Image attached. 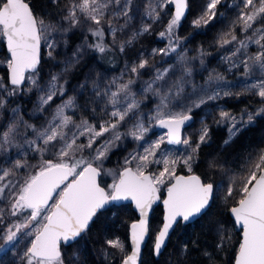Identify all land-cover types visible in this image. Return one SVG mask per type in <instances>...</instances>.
Returning <instances> with one entry per match:
<instances>
[{"label": "snow or ice", "instance_id": "snow-or-ice-1", "mask_svg": "<svg viewBox=\"0 0 264 264\" xmlns=\"http://www.w3.org/2000/svg\"><path fill=\"white\" fill-rule=\"evenodd\" d=\"M220 2L221 0H210L205 15L215 16L216 13L212 9H215ZM169 4L175 6V13L168 22L166 30L159 35L171 38L187 8V0H161L157 7L163 10ZM113 5L119 9L115 15L131 19L129 11L132 0H123V4L121 0H72L67 8L65 19L69 21L70 28L81 26V18L83 21L96 25L95 28L87 26V31L93 37L100 38V42L89 46L104 53L107 46L102 42L105 34L102 21ZM243 8L250 11L241 12L239 16L243 22L242 31L247 32L252 29V35L239 41V47L234 50L233 55L246 49L249 43H255L261 51L254 57L240 62L244 65L245 73L251 71L249 61H253L258 70L264 73V27L253 28L258 18L264 19V0H243ZM78 12L81 15H77ZM148 16L154 20L160 19L159 12L155 8L148 12ZM107 23L115 41L116 29L112 27L110 20ZM195 23L199 25L201 20ZM149 28L150 26L145 25L142 31L147 32ZM53 31L57 30L34 15L26 0H0V37L6 40L10 54L6 61L8 80L13 86V89L9 90L10 95L15 94L26 80L32 86L39 87L35 77L40 63L41 45L43 42L49 50L48 55L51 56L56 47V41L51 36ZM62 31L66 32L67 29ZM141 34L142 32L133 33L131 39ZM131 39L128 43H131ZM236 40L237 37L233 34L231 41H224V43ZM169 50H176L171 39L168 49L154 50V53L159 51L167 54ZM120 51H124L123 44L120 45ZM146 64L147 61L142 60L138 67L144 68ZM131 71L136 73L137 68L133 67ZM185 71L187 75L191 74L190 69ZM165 75L166 73L158 74L156 80L164 79ZM57 80V76H52L51 89L46 96H41V105H47L53 99L56 94ZM182 80L183 78L173 86L176 96L183 91ZM131 83L130 80L128 84H120L116 91H106L105 94L109 96L108 102L114 108L120 103L118 97L121 94H124L127 102L123 108L111 112V116L116 118L115 122H106L100 125L99 130L87 120H81L79 124H76L72 116L65 115V108L74 107V100L71 98L57 108L46 127L37 129L33 125L25 124L26 128L32 129L35 136V139H26L25 143L40 156V159L34 166L27 165V161L15 160V169H24L27 166L34 167L35 171L24 175L21 180L0 183V197L4 196L5 188L14 190L10 194L11 214L16 216L22 211L27 213L22 223H13L0 230V240L3 241V244H0V251H11L18 241L17 233L27 229L24 235L32 238L29 241L30 246L20 257L23 264H64L62 244L70 245L75 241L88 229L89 223L97 212L109 202L130 200L139 211L140 219L138 223L131 225L132 251L130 255L125 256L123 264H138L140 246L148 231V213L153 204L160 200L159 193L162 186H167V197L162 201L165 209L163 228L157 234L154 244L157 255L174 224L181 221L190 222L214 201L215 186L212 183L202 181L200 176L195 174L177 175V166L180 164H183L189 173L192 172L195 153L199 151L200 144L206 142L208 129L205 127L202 130L199 142L195 146H192L188 139L181 138L182 127L192 119L189 114L191 108L185 107L181 111H163L168 107V102L173 95L171 88L168 94L161 96V106L152 119L158 121L160 127L168 130V144L186 145L191 148V152L182 159H170L166 155L157 159V153L164 142V138L161 137L160 140L144 147L142 155L132 154L125 158V167L111 185L110 190L101 187L98 178L104 171L103 161L107 158L110 148L121 140L123 135H130L134 140L141 141L149 130L142 121H137L127 133L122 134L119 131L120 122L139 107L134 98L128 99ZM0 87H4L2 81H0ZM152 89L153 85L149 84L148 90ZM246 90H255L254 94L264 100V80L258 84L249 85ZM223 94L231 93L225 91ZM96 95H100L99 91ZM219 95L220 93L216 92L208 99H215ZM203 102L200 100L195 107H199ZM2 106L3 101H0V107ZM260 112H264V109H260ZM220 117L221 120L233 121L229 129L230 138L240 131L236 127L235 117L224 111L220 113ZM252 119L253 116L249 115L248 121L251 122ZM15 128V125H10L6 132L0 134V152L9 151L10 146L20 147L15 141ZM106 132L112 133L111 138L93 148L96 139ZM82 136H87V143L79 142ZM41 140L45 146L51 144L53 149H57L53 152L54 159L44 157V152L48 149L38 145L37 141ZM228 142V140L225 141V143ZM86 149L92 150L87 157L83 155ZM77 153H81L79 158ZM133 162H135L134 167L127 166ZM153 164H162L163 167L159 172H150L149 167ZM250 164L247 175L240 181L239 188L229 186L227 189L228 197H232L234 192H238L239 195L235 204L229 209L235 224L241 230L242 237L235 256V264H264V149L260 150ZM14 174L11 169L3 170L0 172V181ZM3 219V215L0 214V222ZM106 243L111 248L123 251L124 246L119 239L108 240Z\"/></svg>", "mask_w": 264, "mask_h": 264}, {"label": "trees", "instance_id": "trees-1", "mask_svg": "<svg viewBox=\"0 0 264 264\" xmlns=\"http://www.w3.org/2000/svg\"><path fill=\"white\" fill-rule=\"evenodd\" d=\"M231 1L221 0L215 8L216 15L209 20L210 16L205 15L207 0H187L188 13L180 20L179 26L174 29L173 33L177 35H172L171 38L159 35L160 32L166 30L172 17L171 9L168 6L160 10L159 20L146 19L144 21V26H150L149 31L143 32L142 27L133 32H142L141 35L131 39L133 36L131 33L122 38L120 42L117 40L121 37L118 35L117 27L121 15L114 14V17L107 15L104 21L110 20L112 27L116 29L115 41H113L112 35H107L105 31V25L108 26L107 22L103 26L105 34L102 42L107 46L104 53L89 46L100 42V38L90 34L85 51V61L76 67L70 80L79 78L84 67L90 64L96 69L118 73L116 82L120 84H128L130 80L140 78L145 81L141 85H146L151 83L148 80L153 77L154 69L168 62L180 47L186 48L187 55L196 59L192 61L191 72L194 79L199 81V77L203 79L214 74L225 75L227 70L220 58V54L228 44L224 41H230L233 34L236 37L240 36L238 33L242 23L239 19L241 14L239 7L233 2L229 4ZM26 2L34 15L43 19L44 22L50 24L69 22L65 19V15L71 0H26ZM201 17H203L204 23L199 25L195 22L192 23L199 18L201 20ZM70 36L73 37L72 39L78 37L75 31L71 32ZM108 37L111 38V43ZM129 39H131V43H128ZM170 39L176 48L175 51L169 50L167 54H162L159 51L154 53V50L168 49ZM112 42L118 43L112 44ZM121 44L124 45L123 52L120 51ZM57 52L54 50L50 57H46V51L42 47L41 61L37 67L40 76L48 75L58 57ZM0 56H7L2 41H0ZM142 60H146L147 64L144 68H139L138 65ZM201 64H204L203 69ZM199 66L200 72L197 70ZM133 67L137 68L136 73L131 71ZM70 80L65 84H68ZM0 81L4 85V87H0L2 93L5 89H13V86L8 82L5 66L0 68ZM131 85L134 86L133 83ZM172 86L174 85H170V87ZM20 89L12 94V96L15 95L14 97L9 98L6 108L3 110L4 116L10 111V103L21 98L23 99L21 112L25 117L30 118V114L27 116L26 112H30L31 101L28 102L29 98ZM97 91L100 95H96ZM254 92V90H246L234 95L221 94L215 100L204 101L199 107H191L190 114L193 116V121L184 129L182 139H188L190 144L195 146L199 142L202 128L208 129L206 142L200 144L199 151L195 153L191 173L197 174L202 181L215 186V198L195 221L188 224L178 222L166 247L158 257H155L152 252V243L162 218L161 206L157 205L150 216L149 237L143 249L140 264H233L235 253L239 247L240 232L235 229L233 220L229 216V209L235 204L239 195L238 192H234L232 197H228L227 189L229 186L239 188L242 177L247 175L251 166L250 162L254 160L261 149H264V115L254 116L252 123L240 128V131L230 138L225 126L221 123L220 113L224 111L238 115L245 109H254L258 106L264 108V100H261L259 95ZM153 99L152 95H147L145 103H141L140 98L135 101L139 105L142 104L144 108H149L152 107ZM103 100L104 96L100 90L84 85L81 92L76 95V107L70 114L76 119L87 120L99 130L100 125L106 122H115L116 118L111 116L112 111L123 108V106L114 108L109 102L103 105ZM143 123L150 129L151 139L136 141L129 138L124 146H120L119 143L115 144L103 161L104 171L99 179L103 187L107 188L110 183V177L106 175V172H111L114 177H117L121 166L125 165L122 159L129 150L135 148L140 150V144L148 146L152 139L156 138L157 130L147 115L143 118ZM226 140L229 142L225 143ZM162 145L171 150L179 149L181 146L180 144L178 147H172L165 141ZM80 155L81 153H77V158ZM83 155L86 157L85 152ZM14 161H7V170L16 171ZM152 166L149 167V171L155 172L156 166L154 168ZM176 172L177 174L189 173L183 164L177 166ZM165 188L166 185L164 188L161 187V197ZM136 219V213L130 204H112L105 210L99 211L81 236L70 245L61 246L64 264H122L124 257L129 252L128 226ZM116 239L122 242L123 251L111 248L106 243L108 240ZM20 245L18 244L14 251H4L0 262L2 264H20L17 259Z\"/></svg>", "mask_w": 264, "mask_h": 264}, {"label": "rangeland", "instance_id": "rangeland-1", "mask_svg": "<svg viewBox=\"0 0 264 264\" xmlns=\"http://www.w3.org/2000/svg\"><path fill=\"white\" fill-rule=\"evenodd\" d=\"M72 1V0H71ZM161 2V0H132V6L131 10L129 11V16H131V19H128L127 17H124L121 15L120 21L118 22L119 34L121 37L117 38V40L120 42L122 38H125L129 36L134 31H137L141 29L146 19H152L148 16V12L155 8L159 14L160 9L157 7V5ZM210 2V0H207V4ZM233 2L234 5H238L239 12H247L250 11V9L243 8V0H232L229 4ZM121 3L123 4V0H121ZM119 11V9L113 5L112 8L109 10L108 15L110 17H114L115 12ZM213 12H215V9H212ZM77 15H81L79 12ZM107 16V15H106ZM210 16V17H209ZM209 20L213 17L211 15H208ZM82 19V25L77 26L75 28H70L69 22H61V23H54L50 24L45 22L47 25H52L53 28H55L57 31L51 32L52 38L56 41V47L55 50L58 51V57L54 61V66L49 70L50 72L45 74L44 76H40L37 72L36 74V81L39 87L32 86L28 83V81H25V84L21 86V91L24 95H26L29 100L31 101V107L30 112L26 115L30 118L25 117V115L21 112L23 99H17L16 101H13L10 103L9 107L10 111L4 116L3 110L6 108L7 102L9 98L14 97L15 95L9 94V89H5V91L2 93L0 91V101H3V106L0 107V134L3 132H6L10 125H15V141L20 147H9V151L7 152H0V172L3 170L8 169L7 161L8 160H17L20 159L22 162L27 161V165L34 166L38 163L40 156L34 152L29 146L25 143L26 139H35L34 133L32 129L26 128L25 124L33 125L35 128L40 129L43 127H46L48 122L52 119L53 115L55 114L57 108L65 103L68 99L74 100V107L73 108H65V115L72 116L70 113L71 111L75 110V98L76 95L81 92L84 85L88 86V88H97L100 90V92L103 93L104 100L103 105L109 101V96L106 95V91H116L120 85V83L116 82L118 78V73L113 72H106L104 70L96 69L95 67L90 66V64L86 65L84 67V70L82 71V75H80L79 78L70 80L71 74L74 72L77 66L84 63L86 58V46L88 43V37L90 33L87 31V26H91L92 28L97 27L94 24H90L88 21H83ZM197 20H200L197 19ZM192 21V23L196 22ZM127 21V23H125ZM107 21H102V27L105 25ZM204 23V19H201V23ZM106 26V32L107 35H111L109 28ZM123 26V27H122ZM243 22L241 23L240 30L236 41H232L227 44V47L224 51L220 54L221 60L225 64V69L227 70V74H214L213 76L206 77L203 79L198 78L194 79L192 77V72L190 75L186 74V69H190L192 71V61L196 60L194 58H190L187 55V50L184 47H180L169 59L168 62H166L164 65H161L159 67H156L154 69V75L152 78H150L148 81H151L153 85L152 90H148V85H141L143 82H145L143 79L136 78L132 81L134 84L129 87V93H128V99L134 98L137 100L138 98L141 99V103H145L147 100V95L153 96V102L152 107L144 108L142 104H138L139 107L135 110L134 113L129 114L128 117L125 118L124 121L120 122L119 125V131L124 134L129 131V129H132L133 125L137 123V121H142L145 115L148 116V119L152 121V124L156 120H153L152 117L156 116L158 109L161 106V96L168 94V90L171 88L174 92L171 96L168 107L164 108L163 111L170 112V111H181L185 107L191 108L195 107V104L198 103L200 100L206 101V100H215L221 94H223L225 91L230 92V95H234L235 93H241L246 91V88H248L251 84H258L262 80H264V73H262L260 70H258L257 66L254 64L253 61H249L251 66V71L248 73H245L244 65L241 63V60H247L249 57H254L256 54H258L261 49L258 45L255 43H249L248 47L246 49H242L240 53L237 55H233V52L236 48L239 47V41L245 40L247 37L252 35V29H249L247 32L242 31ZM257 27H264V19L258 18L257 21L253 24V28ZM62 29H67L66 32L62 31ZM75 31L78 35L76 39H72L73 37L70 36V33ZM117 35V34H116ZM173 35H177L176 33H173ZM109 42L111 43V38L108 37ZM0 41H2V38L0 37ZM231 41V39H230ZM118 42H112V44H116ZM42 47L46 51V57H50L48 55V49L42 42ZM8 60V57H1L0 56V68L6 67V61ZM198 60V59H197ZM204 64H201V68L203 69ZM7 68V67H6ZM67 69V70H66ZM198 72H200V66L197 68ZM160 73H166L164 76V79L162 80H156V77ZM57 76L58 80L55 82V92L56 94L53 96V99L47 104V105H41V96H46L51 89L52 84V76ZM181 78H183V91L179 94V96L174 95L175 88L170 85H175L177 82L181 81ZM70 80L68 84H65L66 81ZM195 80V81H194ZM31 89V90H29ZM61 91L63 94L61 95ZM255 91V90H254ZM219 92L220 95L215 99H208L209 96L213 95L214 93ZM159 93V94H157ZM32 95V100H31ZM120 100V103L115 105V107H124L125 103L127 102L124 94H121L120 97H118ZM111 104V103H110ZM202 104V103H201ZM200 104V105H201ZM260 109H264L262 106H258L254 109H245L240 114H230V116L235 117V123L237 128H242L250 123L253 122V119L251 122L248 121V116L252 115L253 118L257 114H263L264 112H260ZM74 123L79 124L81 122L80 119H76L72 116ZM147 122L149 120H146ZM221 123L225 126L227 133L229 135V129L231 128L233 121L232 120H221ZM91 124V123H90ZM92 125V124H91ZM71 127V126H70ZM205 127L202 128V130ZM74 130V129H73ZM157 130V129H156ZM201 130V132H202ZM235 131V130H233ZM156 138L152 139L150 143H153L155 141H158L161 139V137L164 138L165 141V132L157 130L156 132ZM112 136L111 132H106L104 135L98 137L96 139V143L93 145V148H96L100 146L105 140L110 139ZM152 137V134H150V129L145 134V140H150ZM230 137V135H229ZM129 138H132L130 135H123L122 139L117 141L115 144H120V146H124L127 144V141ZM207 139V138H206ZM83 143H87V136L80 137V141ZM38 145L41 148H47L48 150L44 152L45 158H52L53 152H55L57 149H53L51 144L45 146L41 141H37ZM149 143V144H150ZM114 144V145H115ZM147 144V143H145ZM113 145V146H114ZM141 149L138 150L137 148L133 150H129L126 155L123 157L122 162L125 163V158L130 157L132 154H143V148L146 147L144 144H140ZM112 146V147H113ZM111 147V148H112ZM110 148V149H111ZM86 157L89 153L92 152L91 149H86L85 151ZM191 152V148L181 144L179 149L171 150L169 148L164 147L161 144L160 151L157 153V159H161L162 156H168L170 159H176V158H183L187 153ZM94 155V153H92ZM15 162V161H14ZM125 165H122L124 167ZM131 167L135 166V162H133L132 165H128ZM155 172H159L163 165L162 164H153V168ZM34 167H25L24 169H16L14 172V175H10L5 178L4 181H0V183H8L9 181L15 182L18 180H21L24 175L29 174L30 172H34ZM106 175L110 177V183L107 186V190L111 189V185L115 181L116 177L112 175L111 172H106ZM164 188V186H162ZM11 192H14V190H10V188H5L4 196L0 197V214L3 215L4 219L2 222H0V230H3L5 226H11L13 223H22L23 217L27 214L26 212H20L18 215L13 216L11 214V207H10V194ZM27 229H23L20 232L17 233L18 241L15 244V246L12 248L11 251H14L18 244L20 245V251L18 258L19 263H23V261L20 259L21 256H23V253L25 252L26 248L29 247V241L32 237L25 236L24 232H26ZM0 244H3V241L0 240ZM3 252H0V258L3 257ZM7 252V251H6Z\"/></svg>", "mask_w": 264, "mask_h": 264}, {"label": "water", "instance_id": "water-1", "mask_svg": "<svg viewBox=\"0 0 264 264\" xmlns=\"http://www.w3.org/2000/svg\"><path fill=\"white\" fill-rule=\"evenodd\" d=\"M170 9H171V12H172V15H174V13H175V6L174 5H172V4H169V5H167ZM187 13H188V6H187V8L185 9V12H184V15L182 16V18L181 19H183L186 15H187ZM2 38V42H3V45H4V48H5V51H6V53H7V56H8V58H9V56H10V54L8 53V50H7V46H6V40L3 38V37H1ZM41 57H42V45H41V52H40V61H41ZM7 79H8V71H7ZM8 82H9V80H8ZM9 84H10V82H9ZM11 85V84H10ZM190 114V113H189ZM191 115V114H190ZM192 116V115H191ZM192 121H193V116H192V119L190 120V121H187L185 124H184V126L182 127V129H181V138H183V131H184V129L185 128H187L191 123H192ZM154 127H155V129H157V130H159V131H163V132H165V136H166V138H165V142H166V144L167 145H169V146H172V147H178L179 145H176V144H168L167 143V132H168V130L166 129V128H163V127H160L159 126V123H158V121H155L154 122ZM129 167H131V166H129ZM124 168V167H123ZM123 168L122 169H120V171L118 172V175H119V173L123 170ZM190 174H195V173H187V174H183V173H178L177 175H185V176H187V175H190ZM118 175H117V177H116V179L118 178ZM195 175H197V174H195ZM99 179H100V177L98 178V182H99ZM115 179V180H116ZM100 183V182H99ZM101 185V184H100ZM101 187H103L102 185H101ZM167 187V186H166ZM105 188V187H104ZM106 189V188H105ZM107 190V189H106ZM159 196H160V200H158V201H156L154 204H153V206H152V208L149 210V213H148V220H147V228H148V231H147V234L145 235V238H144V241L142 242V244H141V246H140V255H139V259H138V264H140V259H141V257H142V253H143V249H144V247H145V245H146V242H147V240H148V237H149V221H150V216H151V214H152V211H153V209L157 206V205H160L161 206V209H162V218H161V224H160V226H159V229L157 230V232H156V235H155V237H154V240H153V243H152V252H153V255L155 256V257H158L161 253H162V251L164 250V248L166 247V245H167V242H168V239H169V237H170V235H171V233H172V231H173V229L175 228V226H176V224H174L173 225V227L169 230V234H168V236L166 237V239H165V243H164V245L162 246V248H161V250H160V253L157 255L156 253H155V251H154V244H155V239H156V236H157V234L159 233V231L163 228V224H164V215H165V209H164V205H163V200L167 197V192H166V188L164 189V191H163V193H162V197H161V193H159ZM120 205V204H130L131 205V207H132V209H133V211L136 213V216H137V219L136 220H134L133 222H131L130 224H129V226H128V245H129V252H128V254L127 255H130L131 254V251H132V241H131V231H132V229H131V225L133 224V223H138L139 222V219H140V214H139V211L136 209V207H135V204H134V202H132V201H130V200H122V201H112V202H109L108 204H106L105 206H104V208H102V209H100L99 211H101V210H105L109 205ZM211 204V203H210ZM208 208V207H207ZM206 208V209H207ZM206 209L199 215V216H197V217H195V218H193L190 222H182V223H185V224H188V223H191V222H193V221H195L198 217H200L205 211H206ZM98 211V212H99ZM97 212V213H98ZM229 216H230V218L233 220V223H234V226H235V229L237 230V231H239L240 232V240H241V230H240V228H239V226H237L236 224H235V221H234V218L232 217V214H231V212L229 211ZM94 219V218H93ZM92 222V221H91ZM91 222L89 223V226H90V224H91ZM88 226V227H89ZM85 232V231H84ZM83 232V233H84ZM83 233H81V235L83 234ZM80 235V236H81ZM78 238V237H77ZM76 238V239H77ZM74 242V241H73ZM72 243V242H71ZM70 243V244H71ZM62 245H64V244H62ZM61 245V246H62ZM30 246V245H29ZM64 246H68V245H64ZM238 250V249H237ZM236 253H237V251H236ZM236 253H235V256H236ZM235 256H234V261H233V264H235ZM125 258V257H124ZM122 264H123V261H122Z\"/></svg>", "mask_w": 264, "mask_h": 264}]
</instances>
